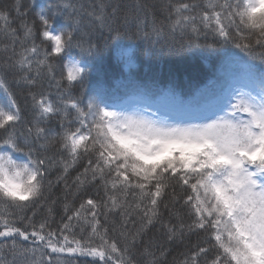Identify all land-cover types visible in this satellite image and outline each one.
Segmentation results:
<instances>
[{"label": "snow or ice", "instance_id": "obj_1", "mask_svg": "<svg viewBox=\"0 0 264 264\" xmlns=\"http://www.w3.org/2000/svg\"><path fill=\"white\" fill-rule=\"evenodd\" d=\"M120 8L119 0H96L91 10L60 0L37 13L39 33L21 0L0 8V264H68L66 256L168 264L170 246L197 233L207 241L178 264H264V0H132L122 17ZM57 17L66 20L59 28ZM118 19L136 28L149 55L166 36L207 30L247 54V76L203 110L118 103L102 85L73 95L99 51L92 37L119 35ZM9 76L38 89L29 91L28 113ZM125 87L141 92L132 79ZM58 201L64 215L52 229ZM38 210L47 216L36 225Z\"/></svg>", "mask_w": 264, "mask_h": 264}, {"label": "trees", "instance_id": "obj_2", "mask_svg": "<svg viewBox=\"0 0 264 264\" xmlns=\"http://www.w3.org/2000/svg\"><path fill=\"white\" fill-rule=\"evenodd\" d=\"M14 2L15 0H0V8L7 6L11 9ZM58 2L60 0H21L22 9L28 10L26 19L35 24L37 33L42 27L37 13L42 8L47 9L50 4ZM70 2L83 4L85 10H91L90 5H94L96 0H70ZM119 2L121 8L118 15L122 17L128 11V5L132 3V0H119ZM49 15H51V12H49ZM157 18L160 19L159 13H157ZM10 19L12 21L11 27H15L19 31L21 17H17L16 13L11 11ZM84 19L89 18L85 16ZM65 23L64 17H57L53 26L59 28ZM115 28L119 30V35H116L115 32L109 34L107 31L100 34L97 31V34L92 37V43L99 48V51L88 57L87 80L83 86L76 85L72 88L73 95L87 96L90 89L102 85L112 96V100L121 102L127 96H134L137 100L130 101L129 104L151 105L152 111L159 109L162 112L163 107H166L169 111H175L180 107L203 110L235 78L245 80L247 76L245 64V61L248 60L247 54L236 48L232 43H222L219 38L214 37L207 30L201 29L199 34L188 33L183 40L177 37L173 41L166 36L158 46L152 49L149 55L145 51L148 48V42L141 39L140 33L135 27L125 29L118 19ZM231 39L239 42L241 38L233 30ZM188 41L194 44H215L216 46L214 48L193 47L188 50L181 49L180 44ZM7 42L6 40L2 41V43ZM36 43L41 44L39 35ZM42 46L47 48L49 43L44 42ZM73 55L79 58L80 50L74 49ZM129 57H131L130 62ZM129 79L135 80L141 85V92L125 87ZM9 86L20 107L25 113H28L31 105L28 98L29 91H37L38 89H29L24 84H17L11 76H9ZM44 90L51 92L52 99L55 100L57 90L54 86L48 88L47 81H45ZM172 91L183 99V105L176 103L175 99L169 94ZM112 100L109 102H112ZM74 175L75 171L70 174L69 182H71ZM51 178L55 179V174ZM177 191L179 192V189ZM60 193L61 189L55 188L53 195L59 196ZM89 194H93L91 189ZM74 203L78 206L79 199ZM38 212L39 214L33 219V223L36 225L47 216V213L43 210H38ZM69 214L71 213L69 212ZM28 215H31V211L28 212ZM63 215L62 203L58 201L54 218L49 220V227L52 229L59 228ZM150 235L157 234L153 230ZM157 238L161 239L158 235ZM206 241V233H197L187 237L182 244H172L166 258L168 264H173L174 261L178 264L184 258V255L193 250L194 245L197 243L204 244ZM62 259L66 260L68 264H83L85 258L66 256Z\"/></svg>", "mask_w": 264, "mask_h": 264}, {"label": "rangeland", "instance_id": "obj_3", "mask_svg": "<svg viewBox=\"0 0 264 264\" xmlns=\"http://www.w3.org/2000/svg\"><path fill=\"white\" fill-rule=\"evenodd\" d=\"M244 81L243 80H241V79H235V80H233L232 81V83L230 84V86H228V88H230V87H238V86H241V84L243 83ZM227 88V89H228ZM129 98H126L123 102H121V103H124V104H126V102H127V100H128ZM131 100H135L136 98H130ZM164 111H166V109L164 108L163 109Z\"/></svg>", "mask_w": 264, "mask_h": 264}]
</instances>
